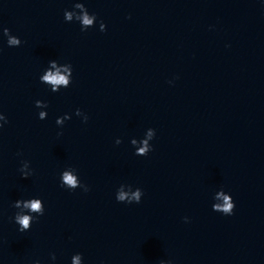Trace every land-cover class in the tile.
Instances as JSON below:
<instances>
[{
  "label": "water",
  "instance_id": "95a60500",
  "mask_svg": "<svg viewBox=\"0 0 264 264\" xmlns=\"http://www.w3.org/2000/svg\"><path fill=\"white\" fill-rule=\"evenodd\" d=\"M0 264H264V0H0Z\"/></svg>",
  "mask_w": 264,
  "mask_h": 264
},
{
  "label": "clouds",
  "instance_id": "9594fccd",
  "mask_svg": "<svg viewBox=\"0 0 264 264\" xmlns=\"http://www.w3.org/2000/svg\"><path fill=\"white\" fill-rule=\"evenodd\" d=\"M84 23L85 24H89L91 23V21L87 18V16H85L84 18ZM15 42V41H13ZM47 79H49L50 81H52L53 83H61L64 81V77L62 76H58V75H49L47 77ZM66 180L68 183H73V180L71 177H66ZM26 207H30L32 210H38L39 209V203L36 201H33L30 205H25ZM17 221L20 225L23 226L24 229L28 228L29 225V217L27 216H18L17 217Z\"/></svg>",
  "mask_w": 264,
  "mask_h": 264
}]
</instances>
